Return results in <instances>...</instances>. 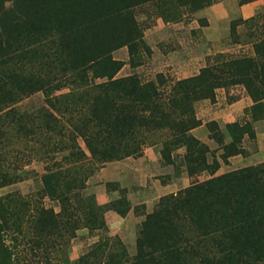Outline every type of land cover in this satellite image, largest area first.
Segmentation results:
<instances>
[{"label": "rangeland", "instance_id": "rangeland-1", "mask_svg": "<svg viewBox=\"0 0 264 264\" xmlns=\"http://www.w3.org/2000/svg\"><path fill=\"white\" fill-rule=\"evenodd\" d=\"M10 1L0 0V14L5 19L3 23L6 22L1 28L8 27L9 37H16L17 46L29 44L25 42L28 40L40 44L29 57V63H40L47 72L56 73L59 62L64 64L72 56L81 57L76 54L65 59L67 43H85L88 48L85 56L90 58L98 52L94 47L99 42L109 44L110 51H104L102 56L113 61L112 70L116 68L111 80L129 77L146 83L148 92L153 93L147 104L141 103L151 107V111L143 113L146 116L150 113L149 120L159 126L146 121L135 135L140 147L127 157L102 165L91 158L86 162L93 171L82 191L74 193L91 196L98 204L97 214L103 220L99 228L83 227L80 219L83 214L75 213L78 221L75 220L72 230L58 226L40 233L31 231L30 226L37 218L44 220L49 216V213L42 216L41 207L52 214L58 211L56 201L43 193V173L48 168L54 171L66 168L61 158L64 153L56 154L48 162L31 158L17 172L19 181L0 187L1 197L15 201L19 196L28 203L23 208H4L0 254H8L12 264H143L135 262L136 240L143 237L144 264H217L220 258V261L230 258L226 254L229 244L234 245V253L242 264H264V251L249 247L241 230H246L250 223L243 217L245 211L240 214L239 208L232 205L227 211L229 216L220 220L218 214L223 207L219 204L213 207L210 196H206L203 203L209 207L202 208V212H207L214 224L205 231H197L192 220L195 212H190L183 200L184 195H190L186 192L189 189L203 186L209 190L212 180L224 174L264 165V98L252 102L245 88L229 74L237 69L232 59L254 57L252 44L260 33L264 34V16L257 28L241 21L264 15V0H252L245 7L238 6L237 0H51L49 23H45V11L42 9L45 14L39 17L43 12H37L38 7L34 6L39 0ZM28 1L34 2L31 5L34 9L25 12ZM250 8L251 15L244 16ZM82 18H102L99 31L72 34L73 25ZM234 19L240 22L234 25L233 38L229 39L230 21ZM100 34L106 36L102 41L97 38ZM200 72L204 73L203 79L221 76L222 84L198 99L188 93L192 100L185 111L181 103L185 85L175 83L194 78ZM90 73L86 74L90 77ZM93 81L102 83L106 79L97 77ZM201 86L202 82H197L192 92ZM119 91L116 86L108 88L111 96ZM66 92L65 87L59 91L49 87L45 90L48 96L40 90L29 92L16 108L29 114L42 108L50 110L48 98ZM242 98L244 104L238 102ZM124 100L130 110L138 105L132 96ZM189 118L195 120L196 126L182 132L180 142L172 141L176 135L174 127H181L182 120L188 123ZM232 122L237 125L225 126ZM190 137L202 145L200 151ZM76 142L89 156L82 139L77 138ZM33 145L22 141L17 150L29 156ZM234 150L237 153L230 154ZM9 160L14 163L18 159ZM72 163L73 166H67L77 171L79 162ZM8 167L11 173L12 165ZM260 170L264 172V167ZM229 192L239 197L237 189ZM159 212L160 219L146 220V216ZM15 219L21 223L17 229L10 226ZM163 234L167 235L163 243L166 250L157 247ZM227 239L230 243L224 244ZM87 252L92 253L86 255Z\"/></svg>", "mask_w": 264, "mask_h": 264}, {"label": "trees", "instance_id": "trees-1", "mask_svg": "<svg viewBox=\"0 0 264 264\" xmlns=\"http://www.w3.org/2000/svg\"><path fill=\"white\" fill-rule=\"evenodd\" d=\"M251 1L237 0V5L242 6ZM10 2L15 3V0ZM31 2L28 1L25 4L27 5L24 9L25 12L32 11L31 8L34 9V6H36L38 7L37 12L42 13L44 10L46 13L43 12L39 17L45 14V23H49L47 16L51 10V0L49 2L39 0L37 5ZM263 16V13H260L241 21V23L251 24V26L257 28V23L262 20ZM29 19L34 18L29 17ZM100 20L102 18L98 20L94 18L77 20L78 22L72 27V34L79 35L87 30L97 32L99 31L97 27ZM3 21L5 19L0 14V187L19 181L20 178L17 176V172L31 158H38L48 162L56 154L64 153L65 156L61 158L66 162V168L60 167L55 171L52 168H48L42 175L43 193L56 201L58 211L52 214L51 210H44L41 207L42 211L40 213L42 216L44 213H49V216L45 217L44 220H41L40 217L37 218L30 226L31 231L40 233L48 228L54 230L58 226L72 230L74 229L75 220L78 221L77 215L82 216V214L83 216L80 219L83 227L90 229L97 225L99 228L103 226V220L97 214L99 213L98 209H100L98 204L92 201L91 196H78L79 194L74 193V191H82L86 178L93 171V168L88 165L89 163H86L90 161V158L102 165L106 162L127 157L135 153L140 147L141 142L135 138V135L140 131V127L146 125V121L159 126L158 122L149 120L150 113L148 116L143 113L144 110L151 111V107L146 106V104L153 92H148L146 83H141L136 79L127 77L111 80L116 68L112 70L113 61L102 56L104 51L105 53L110 51L108 50L110 45L106 46L101 42L94 47L96 48L95 51L98 52L91 58L85 56L86 52H88L85 43H67L64 46V50L68 54L61 53L64 54L65 59L76 54H81V57L72 56L73 58L67 60L66 63L59 62L55 66V69L59 68L58 72H47L45 68L40 67V63L34 65L28 61L29 57L34 54L35 47L40 44L24 40L29 44L15 45L14 38L16 37H9L8 27L1 28L6 23H3ZM237 22H240V20L234 19L230 21L229 39L233 38V29ZM260 34L252 44L254 57L232 59L235 65L234 68L236 67L238 70L236 69V71L233 70L232 73H229L233 81L239 82L245 88L252 102H257L264 98V34ZM102 37L106 38L105 35H97V38L101 41ZM99 53L100 55H98ZM31 66H34V70ZM95 69L97 71H93ZM88 71L92 72L90 77L86 74ZM200 73L194 78L181 79L175 83L180 86L185 85V98L181 99L185 111L190 107L191 93L194 99H198L206 96L210 89L219 87L222 84L221 76L203 79L204 73ZM97 77L100 79L104 78L106 81L96 83L93 79ZM223 78L224 80L227 79L226 76ZM197 82H202V86L192 92L191 88ZM114 86L118 87L120 91L111 96L108 93V88ZM49 87L53 91H59L65 87L68 91L65 94L56 96V98L50 96L52 100L49 98L48 101L46 100L50 110L42 108L39 112L29 114L16 108L17 103L24 99L29 92L40 90L45 96H48L45 90ZM188 87H190V91ZM143 94H145L144 97H142ZM127 96H132L138 104L134 105L135 107L131 110L125 104L124 99ZM142 102H146V104L144 103V106H141ZM170 121H168V125H172ZM181 124L182 126L179 128L174 127V134L176 135L172 141L180 142L182 139H180L179 135L193 128L197 123L192 118H189L188 123L182 120ZM236 125V122H232L225 126L230 128ZM239 130L242 132V129ZM77 138L82 139L89 156L79 148L76 142ZM188 139L195 144L194 146H197L198 151L201 150L202 145H198V142L191 137ZM22 141L27 145L34 144L33 148L28 151L29 153L31 152L29 156L28 154L27 156L22 154L19 151L20 149L17 150L18 145ZM235 153H237L236 150L230 154ZM10 157L13 160L16 158L18 160L14 163L10 162ZM73 161L74 163L79 162L76 165L77 171H73L74 168L71 169L70 166H67L70 164L73 166ZM8 165H12L11 173ZM263 167L264 165L224 174L212 180L213 185L209 187V190H206L203 186L187 190L186 192L190 193V195L188 197L184 195L183 200H186L185 206H188L189 211L195 212L192 215V220L193 225L198 229L197 231H205L206 228L209 229L214 224L213 218L206 215L207 212H202V208L209 207V204L203 203V199L206 196H210L213 207L217 206L215 204L223 207L220 210L221 214H218L220 216L218 219L220 220H223L222 217L226 218L229 216L227 214L230 213L227 211L232 205L239 208L240 214L244 215L243 211H245L243 217L245 220L250 221L246 225V230L241 228L246 237V242L249 247L264 251V172L260 170ZM224 184H227V186ZM236 189L239 192L238 198L234 194L230 195L229 192V190L235 191ZM10 206H13L12 208H23L28 206V203L19 196L16 197L15 201L0 196V227L2 226L4 208L6 209ZM75 213L78 214L76 215ZM154 217L160 219V212L145 218L149 220ZM56 218L59 221L56 222ZM167 218L166 220L173 225V221ZM242 222L240 221V224ZM228 224L225 226H228ZM10 226H14L17 229L21 226V223L15 219ZM159 237L158 243L162 242L157 247L166 250L167 246L163 243L166 242L167 235L163 234L162 237ZM143 241V237H139L136 240V263H145L143 261V253L141 254V243ZM228 242L229 240L224 244H228ZM228 247L226 254L230 258L224 261H222L223 259L220 261V258L216 260L217 264H242V260L237 259L234 253V245L229 244ZM91 253L87 252L86 255ZM8 257V254H0V264H12ZM148 258L151 257L149 256ZM155 264H160V262Z\"/></svg>", "mask_w": 264, "mask_h": 264}, {"label": "crops", "instance_id": "crops-1", "mask_svg": "<svg viewBox=\"0 0 264 264\" xmlns=\"http://www.w3.org/2000/svg\"><path fill=\"white\" fill-rule=\"evenodd\" d=\"M245 6H247V5H242L241 7H245ZM251 11H252V8H250L249 12L247 14H244V16L251 15V13H250ZM238 102H241V104H244L245 103V98L240 99Z\"/></svg>", "mask_w": 264, "mask_h": 264}]
</instances>
